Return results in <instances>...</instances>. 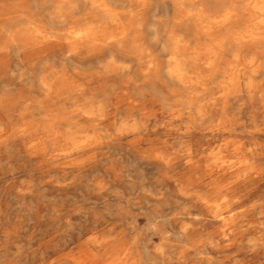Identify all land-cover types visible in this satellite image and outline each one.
<instances>
[{"label": "bare ground", "instance_id": "obj_1", "mask_svg": "<svg viewBox=\"0 0 264 264\" xmlns=\"http://www.w3.org/2000/svg\"><path fill=\"white\" fill-rule=\"evenodd\" d=\"M262 3L264 0H0V151L11 159L23 154L41 156L42 165L62 170V176L52 180L60 188L78 183L81 180L68 177L69 173L85 169L122 141H107L90 153H76L77 159L89 156L81 165L71 164L72 157L59 154L86 136L111 130L112 121L131 114V105L117 106L125 84L133 99L159 96L169 107L168 97L160 95L156 85L161 74L177 100L207 123L210 136L223 133L222 140L207 149L209 166L235 171L247 180L254 170L264 168V151L259 150L264 145ZM88 37L87 54L67 55L69 50L77 51L78 39ZM104 69L105 75H98ZM143 77L145 84L137 87ZM101 105L108 109L107 122L97 116ZM240 135L258 139L248 142L238 139ZM142 166L154 175L160 172L151 159ZM257 190L252 188L244 196L250 202L245 206L249 212L241 213L239 221L235 197L209 199L196 193L201 214L193 215L185 206L187 219L178 229L173 226L171 233L162 232L157 250L165 252L166 245L171 247L175 264H227L228 257L239 254L242 260L237 264H264V244L257 247L259 233L248 241L253 246L249 255L240 253L236 243L227 242L252 213L256 225L264 222V202L252 199ZM22 192L20 195L29 194L30 187ZM191 195L185 193L186 198ZM121 198L112 196L109 203ZM207 224L214 229H207ZM111 235L110 229L97 233V241L69 252L61 263L100 264L98 258L111 250L102 241ZM151 247L146 242L143 249L146 264H158Z\"/></svg>", "mask_w": 264, "mask_h": 264}, {"label": "clouds", "instance_id": "obj_2", "mask_svg": "<svg viewBox=\"0 0 264 264\" xmlns=\"http://www.w3.org/2000/svg\"><path fill=\"white\" fill-rule=\"evenodd\" d=\"M52 40H56V37ZM89 40L90 37L78 39L76 41L77 51L69 50L67 55L72 56L81 52L87 54ZM111 41L109 39L108 42ZM64 43L69 45L66 39ZM95 43L101 42L95 41ZM98 75H105V69ZM142 84H145L144 77L136 86L139 87ZM156 85L159 86L160 95L168 97L169 107L161 103L159 96L145 95L133 99L130 93L124 90L122 95L132 106L131 114L127 118L120 119L119 122L112 121L111 130L106 129L99 135L86 136L79 143L73 144L59 154L72 157L71 164L81 165L88 162L89 156L84 154L77 159L76 153H90L107 141L119 139L125 144L134 146L146 158L151 159L154 165L159 166L160 172L156 179L155 190L141 187L129 195L122 191V198L115 205L114 213L105 217L111 225L110 231L113 235L105 237L102 241L109 245L111 250L98 258L100 264H146L147 257L143 250L142 237L152 246L151 251L154 258L158 260V264H175L176 259L173 260V255L169 251L172 250L171 247L166 245L167 251L165 252L157 250L159 237L163 231L171 233L170 229L173 226L178 229L180 224L187 219V215L183 214L185 206L190 208L193 215L201 214L199 197L196 193L207 195L209 199L235 197L234 202L238 210L237 221L241 213L249 212V208L245 207L250 204L248 199H244L245 189L252 185L259 186L252 199L264 193V168L254 170V174L249 175L245 180L243 175H237L235 171L230 173L227 169L209 166L207 149L212 144L221 141L223 133L217 135L213 132L210 136L208 133L211 129L207 123L199 120L198 113L194 109L185 107L182 101L177 100V94L172 91V87L161 74ZM125 89H127V84H125ZM100 107L102 111L97 116L100 121L107 122L108 109L104 105ZM251 131L254 133L255 128H251ZM237 138L248 142L258 139L254 135H240ZM259 150L264 151V145H260ZM256 176H259L258 180ZM96 187L100 194L104 193L109 185L98 181ZM186 192L192 194L190 198H186ZM165 210H169L170 214L162 215L161 213ZM87 220L85 228L77 231L76 226L81 223L80 214L64 218V224L70 229V240L67 246L69 251L77 245L97 241V233L92 229L100 226L93 225L90 217ZM254 222L255 213H252L243 225L236 228L232 239L227 241L229 244L236 243L240 253L244 252L249 255L253 246L248 241L257 233H259L257 247L264 244V222L259 225ZM193 223L199 225L203 221H193ZM214 227L212 224L206 225L207 229H214ZM120 235L123 236V240H118ZM192 235H199V233L193 232ZM221 247H223L222 243ZM172 252L175 251L172 250ZM59 255L58 252L51 253L48 264H58ZM93 255L96 254L93 253ZM213 255L217 254L213 253ZM238 260H242L240 254L230 256L227 264H237ZM201 264H206V262L201 261Z\"/></svg>", "mask_w": 264, "mask_h": 264}, {"label": "rangeland", "instance_id": "obj_3", "mask_svg": "<svg viewBox=\"0 0 264 264\" xmlns=\"http://www.w3.org/2000/svg\"><path fill=\"white\" fill-rule=\"evenodd\" d=\"M123 105L129 104L121 93L117 106ZM130 148V144L123 142L113 145L105 156L85 169L69 173L68 177L75 176L81 181L66 188L52 182L62 176V170L42 165L44 159L41 156L23 154L11 159L0 151V156H3L0 160V264H48L53 252L60 253L58 264H62L69 252L84 245L68 250L70 229L64 224L65 217L80 214L81 223L76 226L77 231L85 228L90 217L93 225L100 226L92 231L101 233L111 229L105 217L113 214L115 205L119 203H109L110 197L121 196L122 191L127 195L133 194L141 187L155 190L157 175L142 166V162L150 159L136 148ZM98 181L109 185L104 193L98 194ZM25 186H29L31 192L20 195ZM255 187L259 186L245 189L244 196ZM256 199L264 202V193ZM161 214L167 216L170 212L165 210ZM143 242L145 249L146 241Z\"/></svg>", "mask_w": 264, "mask_h": 264}]
</instances>
